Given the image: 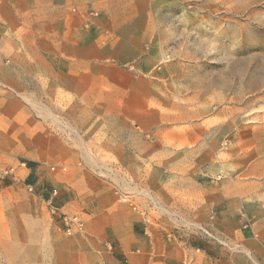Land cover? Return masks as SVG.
<instances>
[{"label":"rangeland","instance_id":"rangeland-1","mask_svg":"<svg viewBox=\"0 0 264 264\" xmlns=\"http://www.w3.org/2000/svg\"><path fill=\"white\" fill-rule=\"evenodd\" d=\"M87 73L126 78L91 97L65 78L48 91L46 75ZM112 123L140 136L108 146L79 129ZM188 177L237 191L249 220L246 203L264 200V0H0V264L120 261L121 229L214 241ZM53 191L81 233L50 214Z\"/></svg>","mask_w":264,"mask_h":264},{"label":"crops","instance_id":"crops-1","mask_svg":"<svg viewBox=\"0 0 264 264\" xmlns=\"http://www.w3.org/2000/svg\"><path fill=\"white\" fill-rule=\"evenodd\" d=\"M87 5L84 6V11L88 9ZM64 30L66 32L65 27ZM112 31L114 32V29ZM60 61L63 62V60ZM84 65L93 68V64H88V60ZM112 67V64L106 66L108 70L113 71ZM62 78H65V81L70 79L71 84L69 83L67 90L70 91V96L91 97L96 90L102 91L103 88H111L110 83L112 81L125 79L126 75L114 73L99 76L92 73L71 76L46 75L45 80L51 84L48 91L51 93L63 91ZM25 95L30 97L34 93L29 90ZM79 129L87 134L86 139L88 142L101 141L103 145L108 146H119L125 144L127 139L132 138V136H140L137 132L140 129L138 124H133L132 127H122L119 124L112 123L95 129ZM43 141L57 142V138H44ZM218 167L220 171H224L222 164ZM92 179L88 177V183H95ZM186 182L190 185L188 186L190 191H199V199L204 203L201 204L202 208L208 217L205 225L213 228L211 230L218 235L225 246L208 239L201 243H193L192 238L185 232H177L171 236H166L158 227L152 228L153 233L149 237L136 236L131 229H124L125 231L121 229L118 235L117 232L112 234L117 242V246L113 250L121 257L120 261L112 258L107 261V264H121L123 261L126 264H264V200L258 198L254 199V203L251 204L245 202L251 220L249 227L243 229L239 217L242 207L241 202L243 201H241L237 191L231 192L226 186L209 185L202 187L192 177H188ZM174 189L175 191L178 190L177 187H174ZM92 196L95 200L100 199V202L103 201V198L98 195V191H94ZM108 199L110 202L112 201L110 195ZM104 250L110 252L105 245Z\"/></svg>","mask_w":264,"mask_h":264},{"label":"built area","instance_id":"built-area-1","mask_svg":"<svg viewBox=\"0 0 264 264\" xmlns=\"http://www.w3.org/2000/svg\"><path fill=\"white\" fill-rule=\"evenodd\" d=\"M103 169L106 172V174L108 175V177H111V178L117 177L118 178V175H117L118 172H116V169H112L109 166H105ZM119 178L122 180L121 184L123 186H129L125 177L119 176ZM110 183H112L114 185V186L112 185V188L114 190V193H115L118 201L120 203H127L128 198L126 197L125 194H123L124 193V191L122 190L123 186L122 185L120 186V184L115 185V183L112 181V179H111ZM55 195H56V191H53L51 197H49L46 201V205L49 209L50 214H52L53 216H55V215L58 216L60 223H61V226H62V229H63V232L65 233L66 236H74L75 234L81 233L84 230L85 224H86V221L84 220V218L79 214L67 215V214H63V213L62 214L58 213V210L53 206V199H54ZM240 220L242 223V228L247 229L250 225V220L248 219V217L245 213L240 214ZM210 237L215 242H217L218 244L225 246L223 241L218 236H214V237L210 236ZM106 248L109 251H111L112 250L111 244L106 242Z\"/></svg>","mask_w":264,"mask_h":264}]
</instances>
